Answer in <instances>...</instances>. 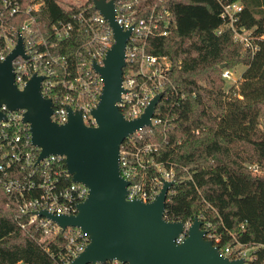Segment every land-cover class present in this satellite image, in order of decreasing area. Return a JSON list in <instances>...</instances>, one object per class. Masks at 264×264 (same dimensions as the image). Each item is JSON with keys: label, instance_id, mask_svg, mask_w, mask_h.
Returning a JSON list of instances; mask_svg holds the SVG:
<instances>
[{"label": "trees", "instance_id": "trees-1", "mask_svg": "<svg viewBox=\"0 0 264 264\" xmlns=\"http://www.w3.org/2000/svg\"><path fill=\"white\" fill-rule=\"evenodd\" d=\"M31 0H23L27 5ZM36 1V0H35ZM43 4L37 16L41 29L73 20L80 10L96 11L93 0L63 5L60 0ZM118 1V0H115ZM241 2L235 23L254 30L258 49L252 53L234 40L233 30L222 17L224 6ZM168 9L174 21L171 33L153 37L148 50L172 61L169 80L156 116L169 127L156 128V159L174 167L176 182L166 200L169 220L193 221L219 236V247L239 243L253 247L249 264H264V0H147ZM3 8V0H0ZM22 13L9 23H22ZM220 27H224L218 33ZM85 39L82 34L61 42L58 53L70 55ZM245 64L229 87L221 65ZM166 132V134H165ZM257 164L259 172L248 165ZM19 206L0 187V264H57L61 237L37 243L17 222ZM53 254V255H52Z\"/></svg>", "mask_w": 264, "mask_h": 264}, {"label": "built area", "instance_id": "built-area-1", "mask_svg": "<svg viewBox=\"0 0 264 264\" xmlns=\"http://www.w3.org/2000/svg\"><path fill=\"white\" fill-rule=\"evenodd\" d=\"M146 1H115L118 23L124 29H131L125 49L123 92L118 102L127 119L140 117L158 93H162L163 99L172 67L168 56L150 52L148 45L153 37L171 33L174 18L168 9H159L158 2L149 6ZM42 4L37 0H31L27 5L23 0H3V8H0V60H5L16 48L21 36L25 55H18L13 60L18 87L23 89L34 74L42 75V93L53 100L54 121L59 124L67 122L69 107H72L81 112L86 125L97 126L93 110L100 102L104 82L94 64H104L107 51L115 42L113 29L97 9H83L73 15V20L61 21L42 30L35 14ZM242 11L243 4L233 2L224 6L222 17L233 30L234 40L254 53L258 49L254 30L235 25ZM22 13L28 15L22 23L17 26L9 23ZM223 28L220 27L218 33ZM73 33H83L85 39L74 53H58L61 42L71 38ZM222 69L223 78L231 79V70ZM158 105L151 125L130 134L120 147V173L129 181L127 198L130 200L152 201L166 181L176 182L174 167H167L155 156L159 151L154 140L156 128L163 125L166 131L169 127L168 120L156 116ZM1 111L6 117L0 118V187L17 200L19 212L16 219L21 229L48 250V241L61 237L63 245L57 264H70L90 242L89 235L77 226L64 229L40 211L56 215L75 214L78 204L87 198L89 187L73 181L64 156L51 154L39 159L41 149L32 141L30 125L24 121L25 109L11 110L3 105ZM248 167L254 172L260 171L257 164ZM171 193L172 187L168 195ZM191 222H186V227ZM185 236L182 233L177 242H182ZM207 238L218 246L221 242V238L209 230ZM252 249L239 243L221 251L230 259L245 258L244 264H249ZM90 264L128 263L114 259Z\"/></svg>", "mask_w": 264, "mask_h": 264}, {"label": "water", "instance_id": "water-1", "mask_svg": "<svg viewBox=\"0 0 264 264\" xmlns=\"http://www.w3.org/2000/svg\"><path fill=\"white\" fill-rule=\"evenodd\" d=\"M93 2L109 21L115 39L104 64H94L104 82L100 102L93 110L97 126L86 125L81 112L72 107L67 122L54 121V103L42 93V75L34 74L23 89L18 87L13 60L25 55L21 36L16 48L0 60V118L6 117L1 111L3 105L11 110L25 109L24 121L30 125L33 143L41 149L39 159L51 154L64 156L73 181L89 187L77 213L56 215L41 210L40 214L64 229L77 226L89 235L90 242L70 264L114 259L128 264H244L245 258L230 259L207 238L208 229L199 217L188 227L183 220L166 218V200L175 181H166L152 201L127 198L129 181L120 173V147L130 134L151 125L162 93L151 100L140 117L124 116L118 102L123 92L125 49L131 29L118 23L115 0ZM182 233L185 238L177 242Z\"/></svg>", "mask_w": 264, "mask_h": 264}, {"label": "rangeland", "instance_id": "rangeland-1", "mask_svg": "<svg viewBox=\"0 0 264 264\" xmlns=\"http://www.w3.org/2000/svg\"><path fill=\"white\" fill-rule=\"evenodd\" d=\"M66 6H69L70 4H81L85 3L87 0H62ZM232 72V78H226L225 80V87L231 86L241 75V72L245 69V64H238L235 67L229 68ZM260 123L264 125V106L260 108Z\"/></svg>", "mask_w": 264, "mask_h": 264}, {"label": "crops", "instance_id": "crops-1", "mask_svg": "<svg viewBox=\"0 0 264 264\" xmlns=\"http://www.w3.org/2000/svg\"><path fill=\"white\" fill-rule=\"evenodd\" d=\"M61 1V3L63 4V5H65L66 6V4L62 1V0H60ZM81 4H83V3H81ZM71 5V4H70ZM69 5V6H70ZM69 6H67V7H69Z\"/></svg>", "mask_w": 264, "mask_h": 264}]
</instances>
